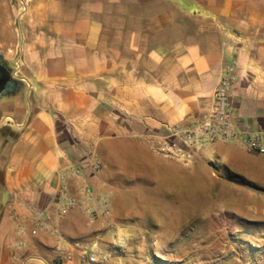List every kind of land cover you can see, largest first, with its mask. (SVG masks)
I'll list each match as a JSON object with an SVG mask.
<instances>
[{"label":"crops","instance_id":"1","mask_svg":"<svg viewBox=\"0 0 264 264\" xmlns=\"http://www.w3.org/2000/svg\"><path fill=\"white\" fill-rule=\"evenodd\" d=\"M7 6L0 0V59L11 61L0 64V264H112L113 237L144 230L136 203L158 221L160 185L138 201L123 188L154 184L155 141L210 109L232 63V115L264 137V0H27L19 49ZM196 157L241 180L232 214L255 227L237 224L236 264L264 259L239 239L264 220V156L213 142Z\"/></svg>","mask_w":264,"mask_h":264},{"label":"rangeland","instance_id":"2","mask_svg":"<svg viewBox=\"0 0 264 264\" xmlns=\"http://www.w3.org/2000/svg\"><path fill=\"white\" fill-rule=\"evenodd\" d=\"M26 1L6 0L7 12L2 13L3 21L17 32L18 49L23 42L22 25L26 20L23 8ZM16 2L17 12L13 7ZM2 35L9 38V34L3 32ZM9 63L8 59H0V64ZM157 155L162 161L159 168L163 169L150 177L154 179V184L148 185L147 181L144 183L139 179L140 188L131 183L132 186L123 190L134 191L132 200L138 201V194L146 199L148 191L160 185L157 188L159 192L151 195L156 203L154 212L159 209L158 221L151 220L149 213H141V205L136 203L132 209L137 207L136 212L146 216L145 222L142 221L144 230L135 236L113 237L111 244L117 250L111 257L112 264H236L237 224L248 230L255 227L245 220L238 221L232 214L237 207V188L234 184L237 182L232 176L218 173L216 166L196 156L190 162H182ZM119 189L122 190L121 187ZM150 204L145 205L148 208ZM104 206L101 212L110 210L109 204ZM119 206L121 209L122 205ZM136 221L139 220L131 218V222ZM256 226V236L239 239L247 241L252 249L264 250V220H258ZM155 233L167 235L159 237Z\"/></svg>","mask_w":264,"mask_h":264},{"label":"built area","instance_id":"3","mask_svg":"<svg viewBox=\"0 0 264 264\" xmlns=\"http://www.w3.org/2000/svg\"><path fill=\"white\" fill-rule=\"evenodd\" d=\"M233 67L234 63L219 79L210 109L199 117L167 126L166 133L159 137L151 148L154 153L178 161L190 162L206 144L224 142L235 144L248 153L264 156L263 135L252 128L242 129L232 115L230 89L233 79L229 72ZM100 167L101 163L98 160L91 163V168L94 171H98ZM84 200L87 203H92L95 200V196L89 188L84 190ZM73 204L74 202L71 201L61 210L66 211ZM102 214L108 216L109 211L105 210ZM20 230L23 232L22 228ZM240 264H264V259L246 260Z\"/></svg>","mask_w":264,"mask_h":264},{"label":"trees","instance_id":"4","mask_svg":"<svg viewBox=\"0 0 264 264\" xmlns=\"http://www.w3.org/2000/svg\"><path fill=\"white\" fill-rule=\"evenodd\" d=\"M233 180H236V182H241V180L238 177H233Z\"/></svg>","mask_w":264,"mask_h":264},{"label":"flooded vegetation","instance_id":"5","mask_svg":"<svg viewBox=\"0 0 264 264\" xmlns=\"http://www.w3.org/2000/svg\"><path fill=\"white\" fill-rule=\"evenodd\" d=\"M0 72H2V69L0 68Z\"/></svg>","mask_w":264,"mask_h":264},{"label":"bare ground","instance_id":"6","mask_svg":"<svg viewBox=\"0 0 264 264\" xmlns=\"http://www.w3.org/2000/svg\"><path fill=\"white\" fill-rule=\"evenodd\" d=\"M167 183V182H166Z\"/></svg>","mask_w":264,"mask_h":264}]
</instances>
